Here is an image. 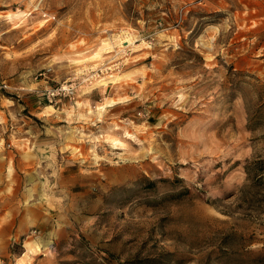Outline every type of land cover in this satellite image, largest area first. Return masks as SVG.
Masks as SVG:
<instances>
[{
  "label": "rangeland",
  "instance_id": "obj_1",
  "mask_svg": "<svg viewBox=\"0 0 264 264\" xmlns=\"http://www.w3.org/2000/svg\"><path fill=\"white\" fill-rule=\"evenodd\" d=\"M254 158L264 0H0V264H264Z\"/></svg>",
  "mask_w": 264,
  "mask_h": 264
},
{
  "label": "trees",
  "instance_id": "obj_2",
  "mask_svg": "<svg viewBox=\"0 0 264 264\" xmlns=\"http://www.w3.org/2000/svg\"><path fill=\"white\" fill-rule=\"evenodd\" d=\"M244 169L249 184L239 189L237 200L247 205V210L254 212L256 217L259 216V220H264L262 217L264 216V159L254 158L245 165Z\"/></svg>",
  "mask_w": 264,
  "mask_h": 264
},
{
  "label": "built area",
  "instance_id": "obj_3",
  "mask_svg": "<svg viewBox=\"0 0 264 264\" xmlns=\"http://www.w3.org/2000/svg\"><path fill=\"white\" fill-rule=\"evenodd\" d=\"M56 90H58L59 92H60V91H70V87H68V86H64V85H61V86L58 87Z\"/></svg>",
  "mask_w": 264,
  "mask_h": 264
}]
</instances>
